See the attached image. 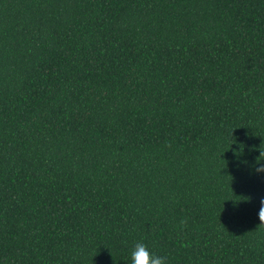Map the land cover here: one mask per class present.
Returning <instances> with one entry per match:
<instances>
[{
	"label": "trees",
	"instance_id": "trees-1",
	"mask_svg": "<svg viewBox=\"0 0 264 264\" xmlns=\"http://www.w3.org/2000/svg\"><path fill=\"white\" fill-rule=\"evenodd\" d=\"M255 157L264 0H0V264H264Z\"/></svg>",
	"mask_w": 264,
	"mask_h": 264
},
{
	"label": "clouds",
	"instance_id": "clouds-1",
	"mask_svg": "<svg viewBox=\"0 0 264 264\" xmlns=\"http://www.w3.org/2000/svg\"><path fill=\"white\" fill-rule=\"evenodd\" d=\"M262 149L259 147V156H261ZM255 157L253 166H251L250 171L256 175L264 174V157H261L259 160ZM241 164L247 165L246 160L239 161ZM239 201H233L234 206H236ZM258 219L261 222H264V197L260 200V207L257 212ZM130 264H167L166 258L163 256L157 255L155 252H152L148 246L144 243L137 242L132 246V249L129 254Z\"/></svg>",
	"mask_w": 264,
	"mask_h": 264
}]
</instances>
